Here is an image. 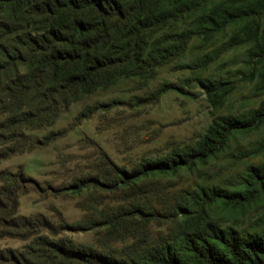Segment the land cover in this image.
I'll return each instance as SVG.
<instances>
[{
  "label": "trees",
  "instance_id": "1",
  "mask_svg": "<svg viewBox=\"0 0 264 264\" xmlns=\"http://www.w3.org/2000/svg\"><path fill=\"white\" fill-rule=\"evenodd\" d=\"M224 35L230 48L247 47L246 65L252 69L250 79H256L253 92L262 97L260 105L240 114H214L197 139L172 143L161 155L146 157L131 169L111 163L112 170L101 173L106 187L118 189L155 174L192 170L226 152L236 136L255 132L262 134L242 156L262 161L248 166L229 185L183 190L172 197V204L167 198L161 202L160 194L157 201L164 211L134 194L128 206L103 214V220L87 228H107L96 247L55 240L48 250H37L38 263L264 264V0H0V159L48 146L66 135L67 131H52L33 139L26 131L55 125L72 103L122 79L137 78L147 85L194 39H201L206 47ZM211 61L206 56L192 66L205 67ZM200 84L215 111L223 108L235 89L228 80L206 79ZM173 89L172 84L164 85L138 103L157 102ZM113 105L88 107L76 121ZM0 175L2 209L14 211L18 197L35 182L23 173ZM96 180L88 177L71 188L80 191ZM251 212L255 216L250 215L249 227L241 225L239 220ZM161 218L173 226L166 235L151 237L150 224ZM18 220L25 228L44 227L53 235L58 233L56 225L42 216L36 222ZM127 239L132 242L125 243ZM110 242L124 245L113 249ZM45 243L47 238L35 241ZM34 251L29 247L20 253V263L28 264V254Z\"/></svg>",
  "mask_w": 264,
  "mask_h": 264
},
{
  "label": "rangeland",
  "instance_id": "2",
  "mask_svg": "<svg viewBox=\"0 0 264 264\" xmlns=\"http://www.w3.org/2000/svg\"><path fill=\"white\" fill-rule=\"evenodd\" d=\"M227 41L225 35L219 36L204 47L201 39L196 38L179 58L161 67L147 85L137 78L122 79L108 89L72 103L68 110L60 113L55 125L27 130L26 134L33 139H42L52 131L67 132L48 146L0 159V173H23L35 182L28 185L26 194L18 197L16 210L11 211L10 207L3 210L4 199H1L0 264H27L20 263L19 257L29 247L35 248V251L28 254V264H41L35 259V253L37 250H48L49 242L55 240L96 247L107 228H87L91 223L103 220V214L128 206L134 194L164 211L163 205L157 201L160 194L161 202L167 198L168 203L172 204V197L183 190H195L202 185H229L231 180L242 176L248 166L259 164L261 157L242 156V153L253 148L262 134L255 132L236 136L226 152L207 165H199L192 170L155 174L135 185H123L118 189L106 187L107 181L101 173L112 170L111 163L131 169L146 157L161 155L172 143L197 139L206 132L214 114H240L260 105L262 97L253 92L256 79H250L252 69L246 65L247 47L230 48ZM206 56L212 60L209 65L199 68L192 66L193 62ZM206 79L228 80L235 84L225 105L217 111L213 110L201 87L200 81ZM168 84L175 89L163 95L159 101L138 103V99ZM99 103L114 105L108 111L100 110L89 119L76 121L84 109ZM2 118L0 113V120ZM88 177L98 180L80 191L71 188L72 184ZM2 179L0 175V187L3 185ZM250 215L255 216L251 212L240 219L241 225L249 227L252 223ZM41 216L56 225V235L44 227L25 228V224L18 220V217H24L36 222ZM231 220L233 223L234 219ZM64 224L85 228L72 231L65 229ZM172 226L171 221L161 218V222L153 221L150 224L148 232L151 237L166 235ZM37 238H47V243L37 245ZM131 242V239H127L125 243ZM110 245L113 249H121L124 243L110 242Z\"/></svg>",
  "mask_w": 264,
  "mask_h": 264
}]
</instances>
